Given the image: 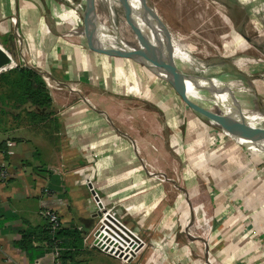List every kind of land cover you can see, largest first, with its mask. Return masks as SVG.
Returning a JSON list of instances; mask_svg holds the SVG:
<instances>
[{
  "label": "crops",
  "instance_id": "crops-1",
  "mask_svg": "<svg viewBox=\"0 0 264 264\" xmlns=\"http://www.w3.org/2000/svg\"><path fill=\"white\" fill-rule=\"evenodd\" d=\"M55 1L0 0V49L19 61L9 22L16 16L33 70L51 79L52 105L58 102L55 86L65 82H80L91 95L94 87H102L106 93L100 97L105 98L97 106L88 93L82 97L71 90L79 105L54 109V125L0 128V163L10 172L7 183L0 184V264H53L42 234L46 210L58 213L62 230L81 233L82 248L67 250L71 257L62 264H123L99 251L85 258L90 254L84 235L96 219L86 180L96 182L112 236L159 240L149 263L187 264L182 249L170 254L167 247L165 253V245L180 242H175L178 229L192 237L195 228L211 226L213 240L205 242L209 260L264 264V170L257 178L264 168V148L253 152L233 142L164 80L159 89L154 81L160 78L146 67L89 51L80 38L77 9L69 5L68 11ZM47 12L68 35L45 25ZM110 95L130 97L151 109H117ZM178 165L182 183L175 174ZM230 191L238 195L231 198L236 206L225 204ZM30 229L35 250L25 253L15 243ZM250 229L259 235L248 239Z\"/></svg>",
  "mask_w": 264,
  "mask_h": 264
},
{
  "label": "rangeland",
  "instance_id": "rangeland-1",
  "mask_svg": "<svg viewBox=\"0 0 264 264\" xmlns=\"http://www.w3.org/2000/svg\"><path fill=\"white\" fill-rule=\"evenodd\" d=\"M47 1L49 2V0ZM52 1L54 2L55 0ZM259 1L264 3V0ZM55 2L60 3V5L64 6L65 8L67 7L68 11L69 9L71 10L69 5H73L75 9H77V12H79V8L82 5V0H56ZM146 2L150 8L154 9L157 18L161 21L162 25L168 29L171 36L175 39H180L184 43L186 49L190 51V55L205 65L207 72L203 75L208 77V74L211 75L210 73L223 72L231 76L233 79L240 80V83H242L245 90L242 97L249 105L248 109L250 112L264 114V6L262 4H249L250 0H146ZM105 13L106 12L103 10L96 9V14L100 17V19L104 20V22L108 24L107 19L105 18ZM76 14L78 15V13ZM76 14L74 17H77L80 21V17ZM64 21L65 20H63V22ZM117 21L119 22V25L124 24V19L122 16H119ZM56 23L57 22L53 20L50 14L45 17L46 26H52V28L58 33L68 35V33L63 30L64 28L62 29L61 25L57 26ZM255 23L257 24V27H260L259 33L253 30V25ZM80 29L81 26L79 24L78 30ZM128 39L133 45L137 44V41L134 37H128ZM240 57L247 59L249 62L248 66L243 68L244 70L235 67L233 61L234 59ZM96 58L98 59V57ZM9 73H11V71H9ZM9 73L6 72V74ZM37 73L40 75V79L49 94L50 91L43 82V76L46 75L41 76L39 72ZM184 73L190 75L195 74L189 69H185ZM6 74L4 73V75ZM143 74L148 78L150 77L149 74L144 72ZM130 76L132 78L134 77L133 69L130 70ZM162 81L163 80H161V78L160 81H154L157 82L156 86L159 89L162 87V85H164ZM13 83L14 82L7 84V82H4V80L0 82V128L6 126L7 124H13L16 126L38 125L40 123H42L41 125H54V119L52 118L51 113L48 116L40 117L34 113L35 109L33 104L18 103V96L21 95L22 88H18V86H15V83ZM70 83L65 82L63 85L57 84V86H55L54 98L58 102L56 105L53 104L51 106V112H53L54 109H69L72 106L79 105L75 102L76 100H79L78 96L71 92V90H75L76 92L79 91V94L80 96L82 95V97L83 95L86 96L88 93V91L83 88L84 85H81L80 82L76 83L78 85H76L74 82L72 84ZM204 91L206 94L212 96V94L208 91ZM219 92L221 93L220 90ZM104 93H106V90L97 86L94 87L92 95L91 92H89L87 95L91 96L97 105L101 103L103 98H105L104 96L102 99L100 97ZM123 99L125 101H123L124 103L121 101ZM123 99L119 100L118 96L110 95L111 103H113V106L117 107V109H126L128 111L134 110L136 108L142 109L143 111L151 109V106L147 105L146 103H136L135 100L131 99L130 97ZM183 108L185 107L183 106L182 110ZM129 118L130 117H128L126 120L132 121ZM248 121L249 119H234L232 124H235L237 127L232 125V133L238 137H241L244 127L251 128L250 132L255 130L258 132V134H253L251 136L252 138H250V141L256 142L259 140L260 135L264 133V123L261 124L259 121L252 120L249 122ZM213 122L217 126L223 124L222 121ZM241 126H243V128ZM210 128L214 129L212 125H210ZM253 155L257 157L256 153H253ZM175 162L177 165L178 160H175ZM178 166L179 170L176 169L175 174L179 178L178 180H180L182 172L180 171L181 166ZM263 170L264 168L260 169V172L257 174V178L262 179ZM6 183L7 182L2 184ZM91 183L94 186V189H98L95 181H92ZM180 183H182V179L180 180ZM236 195L237 193L230 191L228 195H226L230 201H225V204H228L230 207L236 206L235 201L231 199ZM101 201L104 206V201L102 199ZM259 201H261V199H259ZM227 210H229V207H227ZM102 213H104V210ZM239 215L242 217L244 212L240 211ZM103 217H105L104 214L102 216L96 217V219L92 222L91 228L88 229V232L95 229V227L99 224V220ZM245 219L251 221V218ZM245 219L242 220L244 221ZM45 222L48 223L47 220H45ZM210 227L211 226H202L201 228L203 229L195 228L196 231L192 232V237H187L183 230L178 229L177 232L180 233V237L177 238L175 242H180L175 243L173 246L165 245L162 252L166 253L167 247L170 248V254H174L177 249L178 251L179 249H182V251H184L189 257V259L186 261L187 264H206L207 261H209L208 264H219L215 260H209L208 250L205 244V242L213 240L214 230H210ZM257 232V230L255 232L254 230L250 229L248 231V239H250L251 235L256 238V236L259 235ZM113 237L116 238L115 236ZM138 238L141 240L116 239L131 245L136 252H139L137 258L130 264H147L142 259L147 261L148 256H150L157 247L156 244L159 240H153L150 237L142 238L141 236ZM138 241L141 243L140 246ZM44 248L45 251L48 252V254H50L53 258V247L49 243L45 242ZM95 250L96 249L88 246L85 251L89 252L90 255L89 257L86 256L85 258L89 259L94 252L98 253V250ZM97 255L98 254H96V256ZM261 255L264 259V250L262 251ZM147 262L148 264H174L173 260H169L168 262L161 260L150 263L149 261Z\"/></svg>",
  "mask_w": 264,
  "mask_h": 264
},
{
  "label": "bare ground",
  "instance_id": "bare-ground-1",
  "mask_svg": "<svg viewBox=\"0 0 264 264\" xmlns=\"http://www.w3.org/2000/svg\"><path fill=\"white\" fill-rule=\"evenodd\" d=\"M85 1L82 0V5L78 12V16L81 19ZM250 3L262 4L264 6V3L259 0H250ZM95 7L106 12L105 18L108 22L106 24L97 14L91 19L92 32L98 44L105 48H114L123 53H129L138 51L141 43L143 48L159 54L167 60L171 68L184 75V86L187 88V93L184 96L196 106L195 111L198 115L202 116V114L207 113V118L223 122L222 113L226 109V104H228L232 108L233 120L249 119L259 121L261 124L264 123L263 113L248 111V104L242 97L245 90L240 80L233 79L223 72L208 74V78L218 80L226 88L228 97L222 91L220 93V89L215 84L210 83L205 89H197L198 84L206 77L203 74L207 72V68L202 62L197 61L190 55V51L186 49L180 39H175L171 36L168 29L162 25L154 9L149 7L146 0H95ZM119 16L123 17L124 24L119 25L117 21ZM253 30L259 33L260 27H257L255 23ZM128 37H134L137 44L133 45L130 43ZM80 38L85 41L83 34H80ZM233 61L237 68L244 70V63L247 62V59L240 57ZM141 62L146 64L152 73L162 78L165 77V72L149 58H144ZM185 69L192 70L195 74H186L184 73ZM204 90L211 93L212 96L206 94ZM230 97L232 102L230 101ZM260 150H263V148L253 150V152Z\"/></svg>",
  "mask_w": 264,
  "mask_h": 264
},
{
  "label": "water",
  "instance_id": "water-1",
  "mask_svg": "<svg viewBox=\"0 0 264 264\" xmlns=\"http://www.w3.org/2000/svg\"><path fill=\"white\" fill-rule=\"evenodd\" d=\"M82 13H83V16L81 19L82 20V34L85 37V43L89 51L95 54L109 57V58L130 60L135 63L141 64L147 69H149L147 65L141 61L144 58H149L152 62L158 65V67H160L165 72V77L163 78L157 74L156 75L162 80H164L172 88V90L183 100V102L188 107H190L194 112H196L195 111L196 106L193 105L186 98V96H184V94L187 93V88L186 86H184V75L174 70V68H171L168 65V62L166 59L162 58L159 54L153 52L152 50L143 48L141 43H140V49L138 51L129 52V53H123L114 48H107V47L105 48L104 46H100L98 42L96 41V38L92 32V24H91V19L96 14L95 0H86L85 5L82 9ZM7 63H8L7 57L4 54L3 50L0 49V67H2L3 65ZM210 83L215 84L216 87L218 86L220 91H222V93L226 94L227 96L228 91L226 92V88L221 83H219L218 80H215L214 78L212 79V78L204 77L201 83L198 84L199 86L198 87L196 86V87L197 89H205V87H207V85ZM230 101L232 102L231 97H230ZM231 109H232L231 106L226 104V109L222 113L223 124L217 126L219 130L226 137L230 138L233 142H235L236 144L246 149L255 151V150L264 148L263 146L264 145V133L260 135L259 140L256 142L250 141V138L253 134L254 135L258 134V132H256L255 130L251 132L249 130L244 136H241V137H238L232 133L233 114L231 112L232 111ZM206 114L207 113H204L202 114V116L206 118L207 120L213 122V120L206 117Z\"/></svg>",
  "mask_w": 264,
  "mask_h": 264
},
{
  "label": "built area",
  "instance_id": "built-area-1",
  "mask_svg": "<svg viewBox=\"0 0 264 264\" xmlns=\"http://www.w3.org/2000/svg\"><path fill=\"white\" fill-rule=\"evenodd\" d=\"M9 22L13 35V45L14 48L17 50L16 58H18L19 61H15L12 55L7 52H4L7 57L8 63L0 67V75L12 71L16 68L27 67L33 69L32 64L30 62L31 60L26 57L27 43L19 28L17 17L10 16ZM43 82L45 83L47 88H52L51 79L48 74L46 76H43ZM9 179L10 172L4 167L2 163H0V184L7 182ZM85 184L90 193L93 208L95 210V216H102L104 206L100 197L95 192L91 181L86 180ZM43 216L48 221L52 234L60 229V219L58 213L46 210L43 212ZM105 219V217L101 218L99 220V224L95 227V229L84 235V244L98 250L100 253L106 256H110L116 260H119L123 264L132 263L137 258L136 251L132 248L131 245L117 240L110 234L109 225ZM61 251L62 249L59 243H54L53 264H62L60 260Z\"/></svg>",
  "mask_w": 264,
  "mask_h": 264
},
{
  "label": "trees",
  "instance_id": "trees-1",
  "mask_svg": "<svg viewBox=\"0 0 264 264\" xmlns=\"http://www.w3.org/2000/svg\"><path fill=\"white\" fill-rule=\"evenodd\" d=\"M40 78V75L35 70L27 67H22L14 69L9 74H1L0 82H2V80H4V82H7V84L14 82L15 86H18V88H22L21 95L18 96V103L33 104V107L35 109L34 113H36L37 116L45 117L52 113L50 111L52 101L47 89L44 87ZM234 127L237 126L235 125ZM241 127L243 128V126ZM249 130H251V128L244 127L241 136H244ZM32 234L33 230L31 229L21 232V239L15 243V246L25 253H29V251L35 250L33 246H31L30 242ZM42 234L45 235V242L49 243L52 247H54V243H59L62 249V251L60 252L61 261H66L68 258L71 257V253L67 252V250H79L82 248V238L80 236L81 233L79 231H64L60 228L52 234L50 230V225L45 222Z\"/></svg>",
  "mask_w": 264,
  "mask_h": 264
}]
</instances>
